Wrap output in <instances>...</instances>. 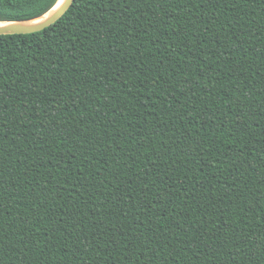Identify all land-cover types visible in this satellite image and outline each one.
<instances>
[{
	"label": "trees",
	"instance_id": "trees-1",
	"mask_svg": "<svg viewBox=\"0 0 264 264\" xmlns=\"http://www.w3.org/2000/svg\"><path fill=\"white\" fill-rule=\"evenodd\" d=\"M0 173V264H264V0H73L1 35Z\"/></svg>",
	"mask_w": 264,
	"mask_h": 264
},
{
	"label": "water",
	"instance_id": "water-1",
	"mask_svg": "<svg viewBox=\"0 0 264 264\" xmlns=\"http://www.w3.org/2000/svg\"><path fill=\"white\" fill-rule=\"evenodd\" d=\"M58 1L59 0H57L55 5L49 11L38 17L21 21L0 22V36L13 34H31L42 31L45 28L51 26L63 16V14L73 3V0H62L59 6L54 9Z\"/></svg>",
	"mask_w": 264,
	"mask_h": 264
},
{
	"label": "snow or ice",
	"instance_id": "snow-or-ice-1",
	"mask_svg": "<svg viewBox=\"0 0 264 264\" xmlns=\"http://www.w3.org/2000/svg\"><path fill=\"white\" fill-rule=\"evenodd\" d=\"M23 2H27V0H23ZM86 2H87V0H86ZM103 2L106 3V6H110L114 2V0H103ZM81 115H82V113H81ZM0 175H2V173H0ZM145 187H147V185H145ZM161 227H163V225H161Z\"/></svg>",
	"mask_w": 264,
	"mask_h": 264
},
{
	"label": "bare ground",
	"instance_id": "bare-ground-1",
	"mask_svg": "<svg viewBox=\"0 0 264 264\" xmlns=\"http://www.w3.org/2000/svg\"><path fill=\"white\" fill-rule=\"evenodd\" d=\"M61 2H62V0H59L58 3H57V5L54 7V9L57 8Z\"/></svg>",
	"mask_w": 264,
	"mask_h": 264
}]
</instances>
